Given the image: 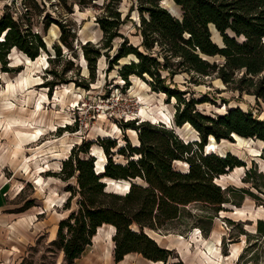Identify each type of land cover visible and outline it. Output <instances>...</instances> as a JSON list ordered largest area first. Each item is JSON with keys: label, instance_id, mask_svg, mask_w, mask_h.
I'll return each instance as SVG.
<instances>
[{"label": "trees", "instance_id": "obj_1", "mask_svg": "<svg viewBox=\"0 0 264 264\" xmlns=\"http://www.w3.org/2000/svg\"><path fill=\"white\" fill-rule=\"evenodd\" d=\"M124 1L59 0L68 13H72L75 6L82 11L96 10L95 20L103 34L102 44L93 45L88 40L81 46L90 76L80 77V82L75 80L76 85L89 88V83L95 81L97 63L104 54L111 67L122 58L133 56L119 70L122 79L128 84L131 76L140 77L154 91L165 93L168 99L175 97L176 125L191 124L198 131L199 139L186 141L163 122L135 118L120 121L122 144L110 136L82 141L80 146L75 144L56 174L68 183L65 190L69 196L64 210L70 212L60 220L57 238L49 245L53 253L63 251L65 264H72L80 257L104 224L115 227L113 240L117 262L131 252L153 261H167L172 250L161 247L149 231L184 235L173 224L185 212L193 215L186 210L189 206L203 205L201 211L208 213L212 221L226 205L233 204L232 190L222 188L216 180L245 164L231 153L207 152L209 137L219 143L239 135L264 143V118L240 106H230L224 113L205 114L196 108L198 100L185 99L184 92L174 84L175 77L183 73L189 74L197 84L199 79L215 78L230 90L254 96L258 103L264 102V0H172L180 8L181 17L174 16L161 4L162 0H137L136 6L129 0L131 5L124 13L121 8ZM21 4L22 10L13 0L0 16V64L4 71L10 70L7 56L13 48L30 59L47 51L44 35L34 29L35 17L43 8L37 0H22ZM135 9L138 12L135 27L142 39L138 45L121 32L122 27L132 21ZM43 16L45 31L53 22L60 29L59 43L53 45L55 58H49L59 65L64 57L63 47L74 49L76 34L67 21L57 20L48 13ZM212 25L221 43L214 41ZM116 38L122 41L110 58L108 52ZM71 69L65 66L52 71L55 78L48 80L46 86L51 90L59 83L73 81L67 76ZM128 128L136 132L138 144L126 134ZM94 144L105 156V162L97 168V156L89 154ZM116 156L122 159L117 160ZM261 157L264 159V144ZM176 162L187 165V170L176 168ZM254 171L252 166L246 172L245 182L251 183ZM72 179H75V186L69 183ZM118 180L129 183L126 191L110 189ZM105 181L109 182L108 186ZM238 191L248 192L245 188ZM75 197H78L77 207L73 209ZM31 205L32 202L27 201L26 209ZM197 217L194 215V219ZM196 223L195 219L186 225L202 229L209 236L213 223L206 230ZM256 223V234L264 237V219ZM241 235L249 238L251 233L242 229ZM222 243H225L224 237ZM252 246L243 249L240 262ZM222 252L229 254L226 250ZM254 260L255 257L246 263L256 264ZM21 264L33 263L23 260Z\"/></svg>", "mask_w": 264, "mask_h": 264}, {"label": "rangeland", "instance_id": "obj_2", "mask_svg": "<svg viewBox=\"0 0 264 264\" xmlns=\"http://www.w3.org/2000/svg\"><path fill=\"white\" fill-rule=\"evenodd\" d=\"M12 1L0 0V16L5 6ZM21 1L16 0L20 10ZM37 1L43 12L35 17L34 29L44 35L48 45L47 51H41L37 58L30 59L23 52L13 48L7 56L9 59L7 66L10 70L4 71L0 64V169L2 176L6 175L16 185L13 192L21 191L17 196L13 193L14 204L19 206L18 208L16 206V210L22 212L28 209L40 210L39 207L42 205L49 208L47 200L55 198V202L60 204L59 209L63 211L69 196V192L65 190L68 183L56 176L61 171L63 161L69 156L72 147L75 144L80 146L82 141L110 136L116 138L119 143H124L120 128L121 120L136 118L154 123L163 122L175 129L186 141L199 139L198 131L191 124L176 125L175 97L168 99L165 93L154 91L140 77L131 76L128 84L122 79L119 70L123 64L134 58L133 56L122 58L111 67L108 56L104 54L97 63L95 81L89 83V88L77 86L75 80L80 82V77L90 76L81 46L88 40L93 45L103 43L102 31L95 20L97 11L92 8L82 11L75 6L74 11L68 13L61 7L59 0ZM132 1L135 6L138 4L137 0ZM172 3V0L161 1L167 8H171ZM130 5L131 1L125 0L121 7L122 11L126 13ZM46 13L57 20L67 21L72 26V32L76 34L74 49L68 50L63 47L64 57L59 65L58 62H50L49 58H55L53 45L59 43L60 29L53 22L47 31L44 30L43 15ZM131 18L132 21L127 22L121 32L129 37L130 42L138 45L142 39L135 27L138 22L136 9L132 12ZM216 35L218 36L217 32ZM121 41V38H116L112 42V49L108 52L110 58L115 55ZM65 66L72 67L67 76L72 77L73 81L59 83L50 90L46 83L55 78L52 71L61 70ZM174 84L177 86L176 89L184 92L185 99L198 100L196 108L205 114L224 113L230 106H240L259 118H264V102L258 103L254 96L230 90L218 79H199L197 84L189 74L183 73L175 77ZM126 134L135 143L137 137L130 128L126 130ZM210 138L212 139H208L207 152H216L220 155L231 153L245 164L238 170L234 168L228 171L225 178L219 176L216 180L222 188L228 187L232 190L233 204L226 205V209L214 216L212 221L208 218V213L201 211L204 209L203 205L189 206L186 210L193 215L185 212L182 218L173 224L174 228L179 229L184 235L160 234L153 231L149 233L159 242L170 248L174 247V252L177 247L188 252L185 253L186 258L204 262H207V259L201 253V249H206V243L215 247L218 236H221V242L218 244L221 252L223 250L230 252L232 245H241L243 251L246 246L253 244L244 254L243 262H240L239 257L226 262L252 264L246 262L255 257L256 264H264V237L256 234L257 220L264 219V159L261 157L264 143L249 138L250 141L246 142L247 139L240 137L233 140L223 139L218 143L215 138ZM97 146L91 145L89 152L90 155L93 153L97 156L96 168L105 162V156ZM116 158L122 159L120 156ZM175 166L183 171L188 168L187 165L177 162ZM252 166L256 173H252L251 183L245 182L246 172ZM69 183L76 185L75 179ZM113 184L115 190L124 192L127 190L125 186L129 183L119 181ZM240 188H245L248 192L238 191ZM77 200L78 197H75L72 201L73 209L77 207ZM27 201L32 202V205L26 209ZM237 209L239 211L235 212ZM69 212L67 211L68 214ZM194 215L198 216L195 218L197 227H204L206 230L213 223L209 236H206L202 229L187 227L186 222L195 220ZM242 229L251 233V236L249 238L246 235L239 236ZM178 235L182 237L179 238ZM223 237L225 243H222ZM45 241V236L41 237L36 245L30 248L27 258L29 263L56 262L58 252H51ZM176 256L174 253L171 262H178Z\"/></svg>", "mask_w": 264, "mask_h": 264}, {"label": "crops", "instance_id": "obj_3", "mask_svg": "<svg viewBox=\"0 0 264 264\" xmlns=\"http://www.w3.org/2000/svg\"><path fill=\"white\" fill-rule=\"evenodd\" d=\"M15 187L13 180L6 175L2 176L0 169V264H21L23 260H27L30 248L34 247L41 237L45 236V243L50 245L57 238L60 220L68 215L66 210L59 209L60 204L55 202V198L47 200L49 208L42 205L39 207L40 210L28 209L26 212L16 210V206L17 208L19 206L14 204V194L17 196L21 191L13 192ZM114 234L115 227L111 224L99 227L92 244L88 245L72 264H230L226 260L238 258L242 251L241 245H232L229 254H223L218 246L221 236H218L215 247L206 243V249H201L207 262L197 261L194 258H186L185 253L188 252L181 251L177 247L174 252V247H168L150 234L161 247L172 250L173 253L167 261H153L138 252H131L117 262L114 257ZM178 237L182 236L178 235ZM174 253L179 259L178 262L170 260ZM53 264H65L63 251L58 252L56 262Z\"/></svg>", "mask_w": 264, "mask_h": 264}, {"label": "bare ground", "instance_id": "obj_4", "mask_svg": "<svg viewBox=\"0 0 264 264\" xmlns=\"http://www.w3.org/2000/svg\"><path fill=\"white\" fill-rule=\"evenodd\" d=\"M171 6H172L171 8H174L178 12V15L180 16L181 15L180 8L178 6H176V4L174 2L172 3ZM171 8H168V9H171ZM172 12H173V10H172ZM214 33L216 34V31H214ZM218 36H219V34H218ZM187 125H189V124H187ZM132 132L136 135V132L135 131H132ZM234 136H236L237 138H239V136H237V135H234ZM136 137H137V135H136ZM248 141H250V140L247 139L246 142H248ZM135 144H138V141L137 140L135 141ZM101 165H103V163ZM101 165H99V166H101ZM236 169L238 170V169H240V167H236ZM226 176H227V174H224V175H221L220 178H225ZM106 182H108V181H106ZM122 182H125V181H122ZM108 185H109V182H108ZM110 189L116 191L114 184L110 185ZM118 189H120V188H118ZM126 189H128V186H125V190ZM238 211H239V209H237L235 212H238Z\"/></svg>", "mask_w": 264, "mask_h": 264}, {"label": "water", "instance_id": "obj_5", "mask_svg": "<svg viewBox=\"0 0 264 264\" xmlns=\"http://www.w3.org/2000/svg\"><path fill=\"white\" fill-rule=\"evenodd\" d=\"M177 6V5H176ZM174 16H176V17H181V15L179 16L178 15V12L174 9V8H171V9H168ZM172 10H173V12H172ZM213 26V28H214V30L216 31V32H218L217 31V29L215 28V26L214 25H212ZM211 31H212V33H213V30H212V28H211ZM219 34V33H218ZM221 37H218L216 34H214L213 33V39H214V41L215 42H217V43H221V39H220ZM237 136H239V135H237ZM234 139H236V136H232ZM240 138H243V137H241V136H239ZM209 139H212V138H210L209 137ZM100 171H101V169H100ZM106 182V181H105ZM106 184L108 185V182H106Z\"/></svg>", "mask_w": 264, "mask_h": 264}, {"label": "built area", "instance_id": "obj_6", "mask_svg": "<svg viewBox=\"0 0 264 264\" xmlns=\"http://www.w3.org/2000/svg\"><path fill=\"white\" fill-rule=\"evenodd\" d=\"M224 225H226V223Z\"/></svg>", "mask_w": 264, "mask_h": 264}]
</instances>
